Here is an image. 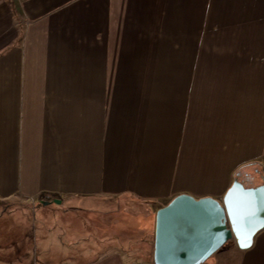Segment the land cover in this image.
Here are the masks:
<instances>
[{
	"label": "crops",
	"instance_id": "0c3cea01",
	"mask_svg": "<svg viewBox=\"0 0 264 264\" xmlns=\"http://www.w3.org/2000/svg\"><path fill=\"white\" fill-rule=\"evenodd\" d=\"M238 171L264 174V0H0L1 214L50 201L39 264H155L156 210ZM77 212L101 242L76 243ZM225 245L203 264H264V228Z\"/></svg>",
	"mask_w": 264,
	"mask_h": 264
},
{
	"label": "water",
	"instance_id": "95a60500",
	"mask_svg": "<svg viewBox=\"0 0 264 264\" xmlns=\"http://www.w3.org/2000/svg\"><path fill=\"white\" fill-rule=\"evenodd\" d=\"M60 201L54 199L56 203ZM49 202L42 200L44 204ZM263 228L264 174L259 183L250 184L238 171L221 199L180 193L156 210L153 261L203 264L231 239L239 248H249ZM249 230L253 234L245 247L242 244Z\"/></svg>",
	"mask_w": 264,
	"mask_h": 264
},
{
	"label": "rangeland",
	"instance_id": "374dc122",
	"mask_svg": "<svg viewBox=\"0 0 264 264\" xmlns=\"http://www.w3.org/2000/svg\"><path fill=\"white\" fill-rule=\"evenodd\" d=\"M245 181L247 182V180ZM42 198L35 197V200L33 199L36 205L34 203H26L23 200H16L14 204L8 206V210L4 214H1L0 207V264H39L38 260L41 259L42 253L41 246L46 233H48L46 229L55 228L56 224L55 214L52 210L47 209L44 214L37 207L42 202ZM89 216V213L77 212L69 220V225L75 229L73 236L77 241L76 243L81 246L84 244H97V242L102 240L101 229L98 228L97 219H90ZM124 216L126 214L122 215L120 213L110 218L111 226L107 232L110 234L109 239L112 243H116L118 240L120 242L126 240V237H130L132 235L130 233L135 230L134 224L136 221L133 215L129 214L127 218H124ZM134 237L132 236L131 239ZM106 239L107 237L105 236ZM93 253V251H90L87 254L92 256ZM131 253L133 255L128 256V264L139 259L135 252ZM76 254H78L77 256L81 261L83 253L79 251L78 253L76 251L72 252L73 256H76ZM129 259H132V261Z\"/></svg>",
	"mask_w": 264,
	"mask_h": 264
},
{
	"label": "snow or ice",
	"instance_id": "6c2138e0",
	"mask_svg": "<svg viewBox=\"0 0 264 264\" xmlns=\"http://www.w3.org/2000/svg\"><path fill=\"white\" fill-rule=\"evenodd\" d=\"M249 223H251V217H252V214L249 213ZM252 230H249V232L246 234V237H245V240H244V243L242 244V246H248V244L250 243V237L252 235Z\"/></svg>",
	"mask_w": 264,
	"mask_h": 264
},
{
	"label": "built area",
	"instance_id": "2783aa9c",
	"mask_svg": "<svg viewBox=\"0 0 264 264\" xmlns=\"http://www.w3.org/2000/svg\"><path fill=\"white\" fill-rule=\"evenodd\" d=\"M34 200H35V198H34Z\"/></svg>",
	"mask_w": 264,
	"mask_h": 264
},
{
	"label": "trees",
	"instance_id": "16d2710c",
	"mask_svg": "<svg viewBox=\"0 0 264 264\" xmlns=\"http://www.w3.org/2000/svg\"><path fill=\"white\" fill-rule=\"evenodd\" d=\"M258 181H260V180H258Z\"/></svg>",
	"mask_w": 264,
	"mask_h": 264
}]
</instances>
